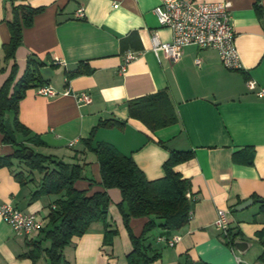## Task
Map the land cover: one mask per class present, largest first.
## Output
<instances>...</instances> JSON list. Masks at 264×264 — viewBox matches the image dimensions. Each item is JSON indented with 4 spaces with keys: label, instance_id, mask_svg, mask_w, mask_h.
Segmentation results:
<instances>
[{
    "label": "crops",
    "instance_id": "1",
    "mask_svg": "<svg viewBox=\"0 0 264 264\" xmlns=\"http://www.w3.org/2000/svg\"><path fill=\"white\" fill-rule=\"evenodd\" d=\"M192 1L230 3L240 70L225 69L214 49L184 47L176 62L162 53L156 55L151 49L153 35L161 42L171 41V31L160 26L152 12L159 0H16V5L43 10L34 16L31 27L23 29L14 58L5 60L3 46L9 42L7 22L12 14L10 1L0 0V87L14 64L15 81L21 77L29 58L51 69L52 75L41 76L56 95L40 96L37 87L26 90L17 119L29 135L15 133V140L53 161L81 166L84 179L74 187L88 196L103 190L97 157L83 143L92 131L94 142L131 157L149 181L164 177L163 164L170 151H193L191 160L174 167L188 181L187 192L197 198L191 218L179 231L156 227L148 233L145 244L160 254L152 264H235L232 250L214 225L218 209L234 211L231 229L249 244L240 254L243 259L264 264L258 260L264 251V235H258L264 229L260 203L234 210L252 196L264 198V95H256L264 87V0ZM80 8L83 18L76 17ZM127 52L137 57L122 73ZM73 64L76 69L68 71ZM248 81L255 82L256 90L247 88ZM66 89L69 95H64ZM80 92L90 95L91 103L78 105L74 94ZM158 92L167 95L175 122L152 131L129 116L127 105ZM5 119L11 125L13 113L7 112ZM102 121L112 125L99 126ZM72 141L75 144L69 147ZM14 150L0 133V157H11ZM242 151L240 162H235L233 155ZM250 155L251 164L242 162ZM17 173L22 174L23 184L15 178ZM41 178L42 174L11 160L10 167H0V203L37 216L45 226L63 193L33 200ZM106 192L108 220L117 230L112 244L103 245V225L93 223L62 250L68 264H127L132 245L119 210L121 193L116 188ZM147 222L148 218H132V234L140 237ZM174 235L180 240L167 246L165 241ZM38 240V233L17 234L0 217V264H48L44 256L34 263L26 257L32 249L29 242ZM40 245L46 249L49 242ZM252 250L254 262L244 258Z\"/></svg>",
    "mask_w": 264,
    "mask_h": 264
},
{
    "label": "trees",
    "instance_id": "2",
    "mask_svg": "<svg viewBox=\"0 0 264 264\" xmlns=\"http://www.w3.org/2000/svg\"><path fill=\"white\" fill-rule=\"evenodd\" d=\"M9 1L12 19L7 22L10 38L3 46L5 60L14 58L15 51L23 41V29L31 27L34 16L43 10L27 5H16V0ZM256 10L259 11L257 6ZM43 66V63L29 58L24 73L15 81L16 65L14 64L9 77L0 87V133L3 135L4 143L15 147L11 157H0V167H10L11 160H15L30 171L42 174L37 190L31 195L33 200L40 196L63 193V199L56 201V207L51 209L46 225L39 231V240L29 242L32 249L26 257L33 263L44 256L48 264H68L62 255V250L71 244L73 238L85 234L93 223L103 225V245L110 246L117 230L108 220L110 200L106 190L116 188L121 193L119 210L132 245V251L127 255L126 262L152 264L160 258V254L145 244L148 233L156 227L167 232L179 231L191 218L195 202L186 198L188 181L176 173L174 167L191 160L194 156L193 151H170L167 161L163 164L164 177L149 181L131 157L120 154L109 144L94 142V131H92L88 140H83V143L97 157L100 185L103 190L90 196L84 191L76 190L74 183L84 179L81 166L53 161L50 157L34 153L24 143L15 140V133H21L25 137L29 135V131L17 119L18 103L24 97L26 90L46 85L40 73ZM127 108L131 118L139 120L152 131L175 122L164 92L130 101ZM7 112L13 113L11 125L5 119ZM111 125L109 121L99 123V126ZM27 142L38 144L34 139H28ZM240 153L243 151L233 155L235 162H240ZM242 162L251 164V155L246 156ZM15 178L20 184L24 183L21 173L15 174ZM250 199L255 204L262 200L259 210L264 212V198L252 196ZM132 218H148L140 237L134 236L129 228ZM258 235H264V229ZM236 240L244 241L240 232H233L230 229L224 239V245L230 249L234 248ZM43 241L49 242L48 248L42 249L40 243ZM262 244L264 245V240ZM258 260L264 263V251ZM184 264L194 263L186 261Z\"/></svg>",
    "mask_w": 264,
    "mask_h": 264
},
{
    "label": "built area",
    "instance_id": "3",
    "mask_svg": "<svg viewBox=\"0 0 264 264\" xmlns=\"http://www.w3.org/2000/svg\"><path fill=\"white\" fill-rule=\"evenodd\" d=\"M114 7H117L115 5ZM231 7L228 1L197 3L192 0H159V5L153 9L160 26L171 31V41L161 42L156 35L151 37V49L157 55L162 53L166 59L176 62L181 57L184 47L195 46L200 50L214 49L218 52L221 65L229 71H237L242 68L238 52L235 46L236 33L231 23ZM77 18H83V10L76 11ZM137 57L136 53L127 52L121 72ZM199 61L196 60L195 64ZM247 88L256 90L253 81L247 82ZM36 94L44 97H52L56 92L48 86H40L35 89ZM66 89L64 95H69ZM256 95L261 98L264 95V87H260ZM78 105L91 103L90 95L80 92L74 94ZM75 141L69 143L73 146ZM189 201L196 202V196L186 193ZM54 208V207H53ZM229 210L218 209L216 211L215 227L220 232L221 240L228 236L231 229ZM0 217L10 225L17 234H37L44 227L43 222L33 214H24L9 203H0ZM180 240V236L174 235L166 240L169 247H173ZM235 264H251L235 250L231 248Z\"/></svg>",
    "mask_w": 264,
    "mask_h": 264
},
{
    "label": "water",
    "instance_id": "4",
    "mask_svg": "<svg viewBox=\"0 0 264 264\" xmlns=\"http://www.w3.org/2000/svg\"><path fill=\"white\" fill-rule=\"evenodd\" d=\"M76 67H77V66L74 65V64H73V65H68V66H67V70H68V71H72V70L76 69ZM40 73H41L42 75H44V76H50V75H52V71H51V69H50L49 67H43V68H41V69H40ZM253 203H254L253 200L248 199V200H246V201L240 203L239 205H237V206L234 208V210H235L236 212H241V211L247 209L248 207L252 206ZM259 203H263V201L260 200ZM234 248H235V250H236L239 254L242 255V254H245V253H246L247 249L249 248V244H248L247 242H245V241L236 240L235 243H234Z\"/></svg>",
    "mask_w": 264,
    "mask_h": 264
},
{
    "label": "rangeland",
    "instance_id": "5",
    "mask_svg": "<svg viewBox=\"0 0 264 264\" xmlns=\"http://www.w3.org/2000/svg\"><path fill=\"white\" fill-rule=\"evenodd\" d=\"M255 247H256V246H255ZM253 252H254V250H252L251 252H248V253L244 256V258H246V259L249 260L250 262H254L255 259H252Z\"/></svg>",
    "mask_w": 264,
    "mask_h": 264
}]
</instances>
